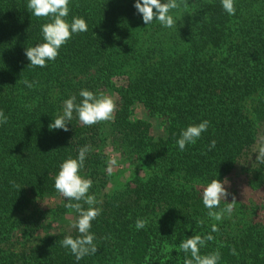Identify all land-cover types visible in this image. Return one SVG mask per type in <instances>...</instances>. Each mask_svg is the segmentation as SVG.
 I'll use <instances>...</instances> for the list:
<instances>
[{
    "label": "trees",
    "instance_id": "obj_1",
    "mask_svg": "<svg viewBox=\"0 0 264 264\" xmlns=\"http://www.w3.org/2000/svg\"><path fill=\"white\" fill-rule=\"evenodd\" d=\"M27 3L0 0V109L8 117L0 126V264H184L179 242L207 234L214 238L201 255L219 251L220 264H264V222L255 220L262 205L243 218L242 203L215 221L201 198L203 186L238 165L250 190L264 189V0H236L235 16L220 0H178L177 30L145 25L134 0H71L67 19L83 17L88 31L44 68L28 65L25 49L42 42L48 21L31 15ZM24 80L36 83L29 89ZM82 88L111 95L114 119L84 126L74 113L67 131L49 130L63 101ZM136 104L159 119L162 135L133 117ZM204 119L208 131L180 151V131ZM109 136L138 156L145 176H132L104 202L95 196L102 210L91 229L97 253L77 262L62 247L64 236L78 235L71 226L77 214L71 211L62 231L38 236L69 211L65 201L46 211L38 201L58 193L60 163L85 145L89 194L104 187L99 148ZM137 219L147 220L144 229L135 228Z\"/></svg>",
    "mask_w": 264,
    "mask_h": 264
},
{
    "label": "clouds",
    "instance_id": "obj_2",
    "mask_svg": "<svg viewBox=\"0 0 264 264\" xmlns=\"http://www.w3.org/2000/svg\"><path fill=\"white\" fill-rule=\"evenodd\" d=\"M71 0H28L27 8L31 15L37 18H46L48 22L40 26L42 42L25 49V56L28 65L32 67L44 68L49 62H53L59 55L62 46L66 45L73 36L88 31V23L83 17L73 16L71 21L67 19L70 13ZM221 7L229 16L236 14V0H220ZM133 7L136 14L140 15L145 25L158 22L166 29H176L180 19L172 13L178 8V0H134ZM25 87L31 89L35 81H23ZM77 95L79 102H77ZM115 102L107 95H97L91 90L82 88L78 94L69 96L63 101L62 114H58L48 125L49 130H68L73 114L84 126H92L99 122L112 121L114 119ZM8 117L0 109V126L7 124ZM210 121L207 119L199 123L187 125L180 131L176 145L180 151H184L187 146L194 145L207 132ZM215 147L212 141L210 148ZM90 147L85 145L77 150L75 158L69 157L59 165L58 172L54 176V188L64 198L65 207L77 214V219L72 223L78 235L64 236L62 247L68 249L79 262L85 256L97 253L96 236L91 231L92 222L101 214V208L97 207V200L94 195L89 194L92 187V180L81 175V170L85 166ZM117 159L111 158L108 171L111 173L112 167L117 165ZM222 180L213 179L208 182L201 192L203 206L208 209V216L215 221H221L227 216H231L235 207V196L232 202L226 203L221 208V201L231 195ZM84 205L88 207L85 208ZM147 220L137 219L135 228L144 229ZM217 231L215 225L212 232ZM211 234L205 236L191 235L180 241L178 247L185 254L184 264H220L221 254L219 251L201 255V248L205 247L208 241L213 240Z\"/></svg>",
    "mask_w": 264,
    "mask_h": 264
},
{
    "label": "rangeland",
    "instance_id": "obj_3",
    "mask_svg": "<svg viewBox=\"0 0 264 264\" xmlns=\"http://www.w3.org/2000/svg\"><path fill=\"white\" fill-rule=\"evenodd\" d=\"M109 96L112 97L111 95ZM133 117L149 121L151 123V131L155 137L162 135L159 119L152 117L150 118L146 110L138 104H136L134 107ZM99 150L105 155V160L107 163L106 173H108L106 185L104 187L98 185L94 189L93 193L94 196H97L98 199H101V202H104L106 195H110L114 191L123 189L127 181H129L132 176H145V173L142 169H146V166L143 164L140 165L138 156L130 149L126 148V146L118 140L113 141L109 136L107 141L101 145ZM113 157L117 159L118 163L116 166L112 167V171L109 173V161ZM253 160H255V157H253L252 161ZM238 166L235 167L233 171L223 180V183L225 184L224 186L231 194L226 199L232 201V197L235 196V209L239 208L240 204L242 203L247 207V210H243L241 208V210L245 212L243 213V218H247L250 215L249 209L250 207L254 206V204H257L258 206L262 205L255 215V220L264 222V189H260V191L250 190L245 184L244 171L241 169L240 165ZM64 201V198L59 193H57L55 195L45 196L43 199L38 201V205L39 209L46 211L63 205ZM240 217L239 219L235 218L234 221H240ZM73 219L74 216L72 215L71 210H69L63 216L49 220L50 223L46 224L45 230L40 231L38 236H41L44 233L43 231L56 234L57 232L62 231L66 225L71 224ZM69 229L73 228L70 226Z\"/></svg>",
    "mask_w": 264,
    "mask_h": 264
}]
</instances>
